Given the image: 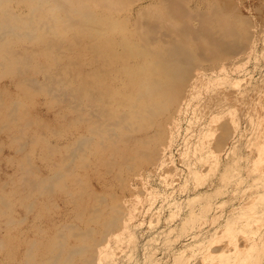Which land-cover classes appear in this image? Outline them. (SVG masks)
<instances>
[{"label": "bare ground", "instance_id": "1", "mask_svg": "<svg viewBox=\"0 0 264 264\" xmlns=\"http://www.w3.org/2000/svg\"><path fill=\"white\" fill-rule=\"evenodd\" d=\"M202 6L208 10L201 11ZM240 13L231 0H0V79H9L3 91L0 89V97L4 94L9 99L0 101V108H7V114L2 111L9 119L7 125L16 132L26 128L30 123H21L20 108L32 107L38 99H43L47 108H67L73 115L65 122L67 132L54 131L49 137L39 138L44 142V152L53 156L50 160L41 156L47 173L28 182L27 187L22 182L0 195V215L5 207L9 222L17 223L11 203L14 195L26 199L27 188L44 195L62 190L67 207L63 218L49 226H31L33 219L26 230L16 233L11 227L5 228L0 234V253L6 255L1 264H99L101 250L107 252L113 241L120 243L118 237L127 229L129 211L134 207L129 205L130 183L144 176L145 165L151 167V173L168 166V152L179 142L184 111L219 105L215 109L220 112L225 108L227 100L218 101L219 97L212 94L202 100L197 96L213 89L206 83L210 71L225 69L222 60L249 47L250 22ZM208 63L210 71L204 66ZM195 119L202 121L198 114ZM225 126L220 128L223 136L219 134L222 138L215 145L216 152L225 150L231 136ZM199 127H195L196 133L190 128L191 134L183 141L184 153L200 150L206 133ZM12 138L16 140V135ZM230 152L233 154L234 149ZM255 162L253 176L257 175L252 183L262 185L264 170ZM95 165L120 167L113 178L101 176L99 186L103 191L119 189L123 200L116 192L111 203L100 198L103 191H97L86 176L87 168ZM127 171H137L136 177L126 178ZM254 196H249L252 202L247 200L245 224L252 222L255 215L251 214L258 215L256 212L264 206V201ZM196 200L187 201L184 225L197 216ZM237 217L222 224L221 233H215L209 242L195 243L187 260L241 264L244 260L240 255L245 254L251 255L245 262H259L264 254V237L260 243L256 240L257 248L256 241L243 247L229 240L219 249V238L232 235L243 216ZM25 220L22 217L19 222ZM28 228L35 230L34 236H29Z\"/></svg>", "mask_w": 264, "mask_h": 264}, {"label": "rangeland", "instance_id": "2", "mask_svg": "<svg viewBox=\"0 0 264 264\" xmlns=\"http://www.w3.org/2000/svg\"><path fill=\"white\" fill-rule=\"evenodd\" d=\"M231 1H235L239 13H243L242 15L248 18L250 22L251 27L248 26V30L251 33L253 32L252 34L250 32L248 34L251 40L250 45L246 48L247 45L243 52L230 59L226 57L228 59H225L226 61H221L222 66L227 70L223 69L211 72L207 68L210 63L205 64L204 66L210 71V74H207L206 71H202V74H207L206 83L214 87L212 90H206V93L204 92L200 96H197V98L200 97L202 100L205 96L212 94L211 96L215 98L219 97L217 98L218 101L222 99L227 100L226 106L224 105L225 108H221L220 112L215 109L220 108L219 105V107L217 106L214 109L205 106L196 110L195 107H192L184 111L182 114L183 121L180 123V136L177 140L179 142H177V145L174 144L172 152L170 150L168 152L171 155L170 163L165 168L161 167L160 171L159 169L153 170L152 173L151 167L145 165V177L138 178L139 181L137 179L135 182L131 181L130 188L132 187V195H128V199L131 201L129 205L133 204L134 207H132L133 210H130L132 213L129 211V217L126 221L127 229L118 237V242L120 243L113 241L108 244L109 248L106 249L107 252L103 249L101 250L103 251V256H101L99 264H200L201 258H194L191 262L187 260L192 254L191 247L198 241L209 242L212 240L215 233H221L222 224L225 225L227 221H233L238 215L243 217L238 220L235 226L236 231L232 235L229 234L226 237L219 238V249H223V245L227 244L229 240L232 242L238 241V244L243 247L249 246L248 242L250 241L255 242L257 240L259 243L262 242V238L264 237V206L263 209H259L262 212H256L257 214L259 213L258 215L251 214L252 216L255 215L254 219L251 218L252 222L245 224L244 220H248L246 215L249 214L247 212L249 203L247 200L253 201V198H249V196L253 197L255 195L256 199L261 198L259 201H264V182L262 185L261 183L259 185L252 183V179L257 175L253 176V172H255L253 169L256 166V164L253 166L254 162H259L257 167L259 166V168L264 170V0ZM206 7L202 6L201 11H207ZM250 11L251 13H249ZM136 13L137 8L135 9V15ZM8 83V78L0 79L1 91H3V87ZM8 99L9 97L4 94L0 97L2 103ZM38 103L39 105H37ZM46 108L43 99L36 100L32 107L20 108L18 116L21 118V123L30 124H25L26 128L17 132L15 130L11 131L9 125H7L9 119L2 113L4 111L7 114V108H0V195L23 183L27 187L28 182L30 183L37 179L38 176H43L47 173L45 161L41 160V156L47 160H50L53 156H49L44 152V142L39 138L42 135L49 137L55 132L58 134L57 131H61V133L67 132L68 128L65 122H67V119L71 120L73 115L67 108H59L58 106ZM195 114H198L199 117L201 116V122L196 121ZM61 115L65 116V119L60 118ZM223 125H226L225 129L227 131L230 130L227 132L229 134H227L228 137L231 136L227 140L225 150L223 152H216L215 145L221 140L219 139L220 135L223 136L220 131ZM198 126H201L199 128L203 129L206 133L203 139L204 144H200V150L193 148L190 152L191 154L184 153L183 141L185 137L188 133L191 134L190 128L194 129L196 133ZM227 126L230 129H227ZM14 135H16V140L12 138ZM53 136L55 137V135ZM51 139L55 141L54 138ZM64 141L65 139L61 144ZM24 142L26 143L25 147H23ZM19 143L22 144L21 147ZM260 145L263 146H261L262 150L259 148ZM233 149L234 153L232 154L230 151ZM27 156L28 158H26ZM119 168L118 166L106 167L104 165H95L87 168L89 174L86 176L91 179V185L101 192L103 190H101V185L99 186L100 177L110 178L112 176L111 178H113V175L117 174L120 170ZM26 169L27 171H25ZM26 172L28 173L26 174ZM127 172L126 178L136 177L137 171ZM83 179L84 176H82L81 181ZM258 181L260 182V179ZM133 189L138 193L136 194ZM138 189L142 190L144 194L139 192ZM261 190L263 191L261 192ZM25 191L27 192L26 194L24 193L23 197H27L26 199H22V196H19L18 193L12 197L11 203L13 202L14 204L13 211L16 210V212H13V215L17 216V223L9 222L7 215L10 213L5 207H2L4 213L0 215V223L3 222L0 224V234L4 233L9 227L15 229V233L16 230H26L33 222V219H35V222L31 226L52 225L53 221L61 219L62 213L67 209L64 203L65 192L63 193L62 190H56L50 193L51 195L40 194L39 191H31L28 188ZM115 192L119 193L117 195L119 200L124 199L119 189L104 190L99 196L101 199L105 198L107 203H111L114 197L112 194H115ZM255 192L258 194H255ZM126 193H129V191ZM194 197L197 198V204L195 203L194 209L195 211L197 210L198 217L196 216L194 220L184 225L186 221L182 223V219L188 212L187 201ZM25 202H30L31 206H29L30 203L28 205ZM21 216L26 219L23 223L19 222L22 219ZM229 216L232 218L230 219ZM33 229L36 230L34 227ZM28 230H30L29 236L35 235V233L33 234L35 230L30 228ZM257 241L254 243L255 248L259 246ZM182 253H185L183 254L185 258H180V254L182 255ZM5 256L3 252L0 253V264ZM250 256L241 254V260H244L241 264H252V261L245 262L246 258L248 260ZM260 259L259 262L255 261L254 264H264V254L261 255Z\"/></svg>", "mask_w": 264, "mask_h": 264}]
</instances>
